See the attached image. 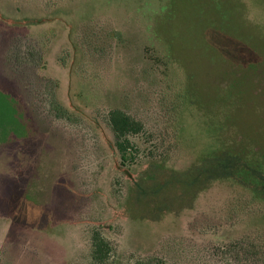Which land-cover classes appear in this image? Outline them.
<instances>
[{"label":"rangeland","instance_id":"374dc122","mask_svg":"<svg viewBox=\"0 0 264 264\" xmlns=\"http://www.w3.org/2000/svg\"><path fill=\"white\" fill-rule=\"evenodd\" d=\"M115 108L143 124L124 161ZM250 237L264 0H0V264H227Z\"/></svg>","mask_w":264,"mask_h":264},{"label":"trees","instance_id":"16d2710c","mask_svg":"<svg viewBox=\"0 0 264 264\" xmlns=\"http://www.w3.org/2000/svg\"><path fill=\"white\" fill-rule=\"evenodd\" d=\"M53 107L59 112V116L72 119L68 111L59 104L53 102ZM109 122L116 135V145L124 161L128 159L129 149L135 147L129 139V135L140 132L143 129V124L121 108H115L109 112ZM109 251V242L100 231L96 230L93 236V259L102 263L108 257ZM210 253L214 259H217L219 254L224 256L227 264L231 260L235 261L236 264H261L258 256L264 260L262 244L251 237L239 239L224 246H216ZM155 260L156 258L140 259L135 264H153Z\"/></svg>","mask_w":264,"mask_h":264}]
</instances>
